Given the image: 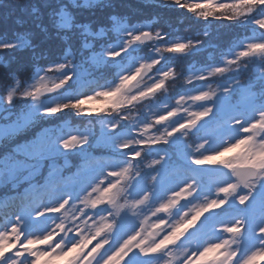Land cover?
<instances>
[{
	"label": "snow or ice",
	"instance_id": "6c2138e0",
	"mask_svg": "<svg viewBox=\"0 0 264 264\" xmlns=\"http://www.w3.org/2000/svg\"><path fill=\"white\" fill-rule=\"evenodd\" d=\"M97 2L98 0H43L42 7L50 9L46 21L39 15L37 7L33 6L31 9L33 21H39L36 27L40 32L45 34L54 32L68 46L66 50H70L72 43L79 40L80 52L83 54L91 50L94 43L106 37L109 32L117 34L120 38L119 46L108 47L101 57L102 60L117 61L120 64L114 86L106 90L94 89L86 95L55 104L44 110L45 115H55L71 109L78 115L96 113L115 116L121 122L132 121L134 118L132 109L138 103L150 100L157 90L164 88L165 79L173 75L171 68L163 67L156 69L152 76L149 75L154 65L159 64L163 58L159 54L188 53L190 49L202 43L191 40L184 42L180 39L167 43V34L163 29L153 33L151 27H133L127 23L126 17L119 16L108 17L110 26L100 27L98 31L93 32L91 25L79 22L78 16L85 10L96 7ZM174 3L181 8H187L189 12L204 20L214 17L237 22L247 20L254 10H264V0H231L220 3L216 0L194 3L174 0ZM217 13L220 15H216ZM252 24L264 29V15L253 19ZM31 36V32H24L17 34L15 41L0 42V52L31 47ZM148 42H155L149 44L158 54L155 58L130 63L121 62L130 47ZM258 56L264 58V32L259 33L258 39L243 43L230 57H226L220 66L204 74L192 75L189 82L209 81L205 88L210 89V77L238 71L239 67H246L250 60ZM70 67L71 60H67L59 65H50L44 72L60 73ZM159 73H162V77L154 79L153 77L158 76ZM261 75H264V70H261ZM145 78L151 82H145ZM12 79L14 80L15 76ZM46 79V75L39 74L42 85ZM71 80L72 73L69 72L50 85L35 86L34 89L23 93V98L40 97L42 92L57 93L65 89ZM233 87L244 89L245 95L242 97L233 94ZM219 94L222 96L220 100L201 104L198 111L185 108L188 112L186 122L183 117L171 120L169 118L178 116L180 106L186 99L212 102L217 97L218 90L198 88L196 94L180 95L175 101L177 107L168 110L166 114L153 112L146 115L147 118L137 125L130 138H125L116 144V149L120 153L119 158L94 176L82 196L76 200L79 201V206L71 197H66L56 206L41 208L34 212L33 220H39L45 215L56 217L45 234L26 236L22 226L16 223L11 224L10 231L8 228L0 230V264H40L42 259L44 264H54L55 261L65 258H68L66 264H140L141 261L163 258V250L169 245H176L180 249L173 264H253L257 256L264 255V201L255 207L245 206L252 200L259 183L264 181V108L255 109L251 101L255 99L264 104V80L246 83L245 80L238 79L228 88L219 90ZM12 99L13 93L6 91V103L11 104ZM90 101H99L104 107L85 109L83 105ZM242 102L245 106L244 110L252 111L254 117L247 122L230 115ZM214 112L227 115L230 126L236 128L241 135L210 154L189 157L190 163L197 168L204 165L222 166L236 178L235 182L223 183L216 189L215 196L209 198L205 194L203 202L197 203L195 201L199 189L195 182L189 180L172 186L168 181V172L161 167L167 157L161 154L153 161L158 165L155 168L158 170L151 172L148 177L151 185L145 183L142 179L143 172L138 166V158L142 157L145 149L148 152L160 145H167L176 136L186 137L202 122L209 121ZM20 119L12 112L0 113V140H6L11 145L10 147L0 145L4 148L0 151V184L7 186H14L13 182L22 174L42 171L49 159L56 154L55 142L41 134L20 144L11 143L24 127L23 123L18 122ZM157 125H165V127L161 130L155 128ZM154 128L155 132H153ZM107 129L110 132H117L120 123L107 125ZM86 143L87 137L71 136L60 141L59 146L67 150L73 146L83 147ZM207 143L208 141L200 142L198 150L204 149ZM241 147L243 151L231 159H216L224 152H235ZM134 161L137 163H133ZM92 163L94 162H86L84 169L87 170ZM101 177L107 180L106 187L100 186L103 184ZM123 177H127V183L121 190L133 196L132 203L127 206L135 209L144 205L151 211L152 216L157 217L155 222H151L147 219V212L140 209L145 217L141 220L140 227L142 231H148L150 241L142 235V231H135V223H130L120 215V210L126 205L117 202L118 194L113 193L117 183H113L111 178H116L119 182ZM241 186L244 193L235 195V200L247 213L248 219L235 218L223 222L220 218L221 210L228 203V198L233 197ZM145 192H149L151 197L143 195L142 199L138 198ZM95 193L99 195L93 198ZM169 193H172L171 197L165 200ZM182 199L187 202L180 204ZM98 205H110L111 211L107 207L98 209ZM106 212L108 216L105 215ZM158 213L165 215L157 216ZM206 213L208 215H205ZM133 215L137 213L134 212ZM117 216L121 217L119 224L116 223ZM97 217H99L98 221ZM16 219L18 220L19 217ZM147 224H150L151 230L145 227ZM161 233L164 234L157 242L155 238ZM246 233H250L251 240L255 241V247L250 254L241 259V247L250 242L246 238ZM224 234H227V237ZM22 235L24 240L21 239ZM93 241H95L94 246L89 248ZM177 241L180 243L177 244ZM16 242L23 244L24 247L17 249L12 256H6V251L16 247ZM37 244L44 247H31ZM151 254L157 255L153 257ZM209 254L211 259L205 260ZM167 255L172 257L173 254L168 252ZM28 257H31V260ZM165 264L168 262L165 261Z\"/></svg>",
	"mask_w": 264,
	"mask_h": 264
},
{
	"label": "trees",
	"instance_id": "16d2710c",
	"mask_svg": "<svg viewBox=\"0 0 264 264\" xmlns=\"http://www.w3.org/2000/svg\"><path fill=\"white\" fill-rule=\"evenodd\" d=\"M183 2L185 0H182ZM187 2L194 3L196 0H187ZM42 5L43 0H0V42L15 41L19 33H32L30 38L31 47L0 52V113H15L17 117L21 118L18 122L24 124L20 133L11 141L13 144H20L23 141L31 140L37 134H40L42 130H51L55 134V131L63 123L86 130L89 136L83 149L75 150L72 148L70 153L60 152L52 156L42 171L26 175L27 179H24L25 175L22 174L13 182L14 186L0 185V201L9 195L27 196L33 194L35 188L31 187V184H36L37 186L46 185L50 180L48 175L50 172L49 162H53L60 167V174L70 177L75 176L76 182H73L72 186H67L72 201L75 202L82 196L94 178L92 174L94 170L92 168L84 169L85 161L90 156L89 154L92 155L93 153L98 156L118 154L115 158H119L120 153L116 150V147L112 142L109 143L105 138V133L101 132L100 128L103 123L114 119L115 123H120L119 130L135 131L133 127L136 125V118L141 117L146 119V115H149L156 106L159 108L165 102L175 105V101L180 95L192 93L197 86L209 83V81L189 82L192 75H199L210 71L209 69L223 62L224 58L232 55L238 49L243 38L254 35L259 37V33L264 32V29H260L258 25L252 24L253 19L264 15V10H254L251 13L252 16L248 17L247 20L234 22L223 18L209 17L208 20L198 18L193 12H189L187 8L176 6L174 0H98L96 7L85 10L82 15L78 16L79 22L91 25L93 32L98 31L100 27H109L108 17L119 16L126 17L127 23L133 27L149 26L153 33L163 29L167 34V43H170V40L173 38H178L184 42L191 40L202 41V43L190 49L188 53L162 52L159 54L163 58L159 64L154 65L153 69L158 67L171 68L173 75L165 79L164 88L157 90L150 100L138 103L132 109L134 117L132 121L121 122L115 116H103V114L96 113L92 115H78L75 110L71 109L55 115H45L44 111H36L35 113L30 111L34 100L33 98H23L22 95L26 92L27 86L31 82H34L36 73L38 71L44 72L50 65L61 64L67 60H71V66H84L86 71L89 72V77L92 78L91 82L87 84L84 93L88 94L90 88L97 89L100 83H116L120 64L117 61L111 60H105V62L97 64L95 56L102 55L101 53L104 52L106 46L117 45L120 38L117 34L109 32L106 37L97 40L91 50L85 51L83 54L80 52L79 40H75L72 43L71 49L66 50L68 46L54 32L45 34L40 32L36 27V23H39V21H33L31 9L33 6L37 7L39 15L46 21L47 13L50 9L44 8ZM216 15L220 14L217 13ZM152 43L155 42L136 44L134 45V49L130 47L121 62L130 63L129 59L131 56L139 60H149L158 55L154 48L149 45ZM198 69H202L203 71L197 73L196 70ZM261 70H264V58L258 56L256 59L250 60L246 67H239L238 71H230L222 76L214 75L210 77L211 87L209 90H218L220 85L230 84L231 80L243 79L246 83L264 80ZM46 73L54 74L55 72ZM13 76H15L14 80L12 79ZM6 91L13 93L11 104L5 101ZM232 92L233 94H240V92H245V90L234 87ZM60 93L66 94V97L58 99L55 104L73 100L82 95L76 93L75 80L70 81L65 89L60 90ZM37 98L44 99L45 97ZM256 101L258 102L259 100ZM89 103L90 106L87 103L83 107L85 109L104 107V105L93 107V103ZM241 108L242 106L236 109L240 110ZM241 111L246 113L247 116L251 114V111L246 112L244 108ZM231 115H235V112L231 113ZM225 116H223L224 118L221 117V120L225 119ZM216 125L217 122L215 121V117H213V121H210L209 127L200 131L197 135L188 134L178 143L171 140L167 145L158 146L157 151H162V154L167 157V168H170L172 171L175 170L174 172L180 169L181 171L191 169L193 172L198 173L199 179L205 183L207 176L204 172H201L204 167L200 166L197 168V166L191 165L189 157L196 155L194 148L199 144L197 142L199 138H202L204 135H209L206 137L208 143L204 149H199L198 153L200 155L208 154L210 151L217 149L218 143H216V140L219 133L216 131ZM155 128L163 130V126L161 125H157ZM52 139L54 138L52 137ZM0 145L11 146L6 140H0ZM3 150L4 148L0 147V151ZM157 151L153 149L147 152V149H145L142 157L138 158V166L143 172L142 179L149 186L151 185V181L148 177L151 172L157 171L155 168L158 167V165L153 163V154ZM235 155H237L236 151L224 152L221 156H217L216 159L228 160ZM133 163L137 162L134 161ZM211 166L218 168L217 170H221L220 172H225L222 167ZM227 174L223 173V175ZM213 175L214 178H222L220 173H213ZM224 177L228 179V176ZM126 183L127 177L119 185L123 187ZM121 189L119 188L117 192V202L126 206L120 210V215L130 223H135L137 228L140 226L141 220L145 218L144 214L133 215L136 212V208L133 209L127 206L132 203V199L128 192ZM96 195H99V193L93 194V198ZM76 204L79 206V201H76ZM105 207L111 211L110 205H98V209ZM24 211V208L21 207V213ZM106 216H108V213H106ZM121 217H116L117 224L120 223ZM109 219H111V216H109Z\"/></svg>",
	"mask_w": 264,
	"mask_h": 264
},
{
	"label": "rangeland",
	"instance_id": "374dc122",
	"mask_svg": "<svg viewBox=\"0 0 264 264\" xmlns=\"http://www.w3.org/2000/svg\"><path fill=\"white\" fill-rule=\"evenodd\" d=\"M193 1V0H192ZM202 2V0H196V2ZM217 3L220 2H231V0H216ZM176 39L178 38H173L170 40V43H173L176 41ZM258 39L257 36H251L248 38H243V40L241 41L240 45L238 46V48L245 43L248 40H256ZM243 42V43H242ZM120 44V41L117 43V45H109L106 46L105 49H107L108 47H118ZM134 49V45L132 46ZM237 50V49H236ZM102 55H98L95 56V60L99 63H103L105 62V60H102L101 57L103 56L104 52L101 53ZM231 55H229L228 57H230ZM155 58L152 57L150 59ZM149 59V60H150ZM225 59V58H224ZM130 62L133 61H144V60H139L136 59L134 56H131V58L129 59ZM223 62H221L219 65L223 64ZM59 65V64H56ZM49 67V66H48ZM216 67V66H215ZM159 68V67H158ZM158 68H154L152 72H150V76H152L153 73H155L156 69ZM164 68V67H163ZM214 67H212L213 69ZM211 70V69H209ZM200 71H203L202 69H198L196 70L197 73H199ZM69 72L72 73V80H75V87H76V93H78V95L82 94V95H86V93H84V90L87 88V84L89 82H91V77H89V72L86 71V68L82 65H80V67H74L71 66L68 69L62 70L60 73H54V74H49V73H43V71H38L34 77V82H31L29 86H27L26 88V92L34 89L35 86H41L43 87L44 85H50L52 82L56 81V79H58L59 77H62L64 75H67ZM195 72V73H196ZM39 74L41 75H46L47 79L43 82V85L41 84L40 80H39ZM204 74V72H203ZM159 77H162V73H159L158 76H154V79H158ZM147 79V78H146ZM145 82L149 81L147 80ZM71 80V81H72ZM151 81H149L148 83H150ZM234 82V80H231L230 84H232ZM115 83H103L100 85H98L99 87L97 89H108L111 86H114ZM230 84H222L220 85V87L218 88V95L217 97L214 99V101L212 102H200V101H190V100H185L182 102V105L180 106L179 112H178V116L177 117H172L169 118L171 119H177L180 117H183L184 121H187L188 119V112L185 111V108L191 110V111H198L200 110V105L204 104V103H215L217 100H220L222 98V96L219 94V90L224 89V88H228ZM207 84H201L199 86H197L196 88H194V92H192V94H196L197 89L200 88V90H209V88H205ZM95 88H90L89 92H92ZM234 89V87H233ZM232 89V90H233ZM66 93H68L66 91ZM242 97L245 95V92H240V94ZM40 97H45L44 99H38L33 98V103H32V108L30 109V111L32 112H36V111H44L46 108L50 107L51 105H54L58 99H64L66 97V94H61L60 91L57 93H46V95H41ZM179 98V97H178ZM177 98V99H178ZM92 102V106H98L101 107L103 106L101 104V102L99 101H90ZM260 103L259 101L257 102L255 99L251 101V104L253 105V107L255 109L256 108V104ZM89 106L90 103L88 102ZM91 106V107H92ZM244 106V103L242 102L240 105H238L237 107H241ZM177 107L176 104L175 105H171V104H167L166 102L163 103V105L161 107H155L154 109H152V112H160V113H166V111L171 110L172 108ZM259 110V109H257ZM215 117L216 121H217V125H216V131H218L219 134H217V142L219 147L224 146L226 143H231L233 142L236 138H238L241 134L239 133V131L236 128H233L230 126V124L228 123V116H225V119L221 120V117H223L224 115H219L216 112L213 113ZM235 118H242L245 120V122H247L249 119H247L245 116H243V112H240L239 109H236L235 111ZM211 117V118H212ZM210 118V119H211ZM224 118V117H223ZM250 118H254L253 114H250ZM144 118H136V125H138L139 123H141L142 121H144ZM221 120V121H220ZM112 123H115V120L112 119L108 122H105L102 124L101 126V132L105 133V138L106 140L109 141V143H113V145L116 147V144L125 139V138H130V134L132 133L130 130L126 131V130H118L117 132H110L107 129V125H110ZM226 124V125H225ZM136 125L133 127L135 129ZM163 126V128L165 127V125H161ZM133 129V130H134ZM153 132H155V130L153 129ZM40 134L42 136H44L46 139L50 140V141H54L55 145H56V154L60 153V152H65V153H70V151L72 150V148H74L75 150H81L83 149V147H78V146H73L70 149H63L59 146L60 141L65 140L71 136H76V137H87L88 138V132L86 130H81L78 129L77 127H72V126H68L66 124H62L60 126V128L55 131V134L53 132H51V130H42L40 131ZM212 134V133H211ZM179 135V134H177ZM209 135H204L202 138H199V140L197 142H203L206 141V137H208ZM52 137L54 139H52ZM181 140H183V138H181L180 136H176L172 139L173 142H180ZM117 150V149H116ZM154 150H158L157 148ZM194 150L196 151V155L198 156L200 155L198 153V144L197 146L194 148ZM209 150V149H208ZM207 150V151H208ZM217 150V149H216ZM210 151V150H209ZM243 151V148L241 147V149L236 150L237 154L241 153ZM212 151H210L211 153ZM232 152V151H229ZM163 152L162 151H157L155 152L154 155V159L157 158L158 156H160ZM208 153V154H210ZM55 154V155H56ZM90 156L88 157V159L85 162H89L92 161L94 163H92V165L89 168H92L94 171L92 172L93 176L98 175L100 173V171L108 166H110V164L116 160V158H112L110 155L106 156H98L96 154H89ZM116 156V154H114ZM118 155V154H117ZM193 155V154H192ZM120 156V155H119ZM49 169L50 172L48 173L50 180L48 181V183L46 185H40L37 186L36 184H31L30 186L35 188L34 189V193L33 194H29L27 196L23 195V196H15V195H11L8 196V198H5L3 200L0 201V230H4L6 228H8V230L10 231L11 228V224L16 223L18 225L22 226V231L26 236H33V235H43L47 232V230L49 229V227L51 226L52 222L56 219L55 216H42L39 220H33L32 219V215L34 214V212L38 209L41 208H47V207H53L58 205L63 199H65L66 197H71L70 192L67 188V186H72L73 182H76L75 176H65L64 174H60V167L57 166L56 164H54L53 162H49ZM167 163L166 160L164 161V164L161 166L164 170H166L168 172V181L172 186H175L178 183L181 182H185V181H194L197 188L199 189V194L196 198L197 203H202L203 202V196L206 194L207 197L211 198L213 196H215V191L216 189H218V187L222 186L223 183L225 182H232L231 180L225 179L223 173H227L228 170H226L225 172H220L221 170H217L215 171V168L212 167L211 165H204L202 167H204L203 170H201V172H204V174L207 176V184L203 183L200 179H199V175L196 172H193L191 169L189 170H183L181 171V169L177 172L172 171L170 168H167ZM127 166V165H125ZM210 166V167H208ZM216 166V165H215ZM222 167V166H219ZM223 168V167H222ZM218 169V168H216ZM224 169V168H223ZM120 170V169H117ZM158 170V169H157ZM212 173H220V176L223 178L218 179V178H210V175ZM219 177V176H218ZM24 179H27V176L25 175L23 177ZM126 179V177H123L120 179L119 182H117L116 178H111L113 183H117V188L113 190V193L118 194L117 192L119 191V188H122L119 183L123 180ZM101 179L103 180V177H101ZM107 180H103V184L100 185L101 187H106L107 186ZM204 184V185H203ZM3 185V184H0ZM178 190V189H177ZM125 193V192H124ZM244 193V189L243 187L238 188L237 193L233 195V197L228 198V203L225 205V208L221 210L222 216L220 217L221 220L223 222H229L235 218H245L247 213L244 211V209L241 208L240 205H238L236 203L235 200V195H239ZM111 194V193H110ZM143 195H149V197H151V194L149 192H145L142 195H139L138 198L142 199ZM172 193L168 194V197H165V200H167L169 197H171ZM264 195V181H261L259 183V186L255 189L254 194H253V199L254 200L256 198V200L260 199V196ZM130 198L133 200V196L130 195ZM188 199H191V197H188ZM264 199V198H263ZM255 201V200H254ZM164 202V201H161ZM186 200H181L180 204H184L186 203ZM147 203V202H146ZM258 202L256 201L255 204L252 205V207H255L256 204ZM158 206V205H157ZM21 207L24 208L25 212L23 215L20 214L21 211ZM177 207H179V205H177ZM245 207H249V206H245ZM140 209H144V212H147V219L151 222H155L157 217H154L151 215V211L148 210V208H146L144 205H140L136 208V212L137 214H143ZM187 210V209H186ZM63 211V210H62ZM107 213V212H106ZM105 213V215H106ZM241 214V215H240ZM59 215V214H57ZM161 215H165L163 213L161 214H157V216H161ZM205 215H208V213H206ZM242 216V217H241ZM16 217H19V219L17 220ZM97 221L99 220V218H96ZM248 217L245 219L247 220ZM146 228L150 229V224L149 226H146ZM135 231H142V229L140 227L135 228ZM134 234V233H133ZM164 233H161L159 236H157L155 239L158 242L160 238H162ZM142 235L149 239V241L151 240V238L148 236V231H142ZM225 237H227V234H224ZM246 238L250 241L249 243H247L246 245H243L240 249V258L242 259L244 256H246L247 254H250V252L252 250H254L255 247V241L251 240L250 237V233H246ZM22 240H24V237L22 235L21 237ZM139 239V237H138ZM183 239V238H182ZM26 243V241H25ZM180 241H177V244H179ZM95 241H93L92 245H89V248H91L92 246H94ZM24 247L23 244L16 242V247L11 248L10 251H6V252H10V254L7 255V253H5L6 256H12L15 251H17V249H22ZM33 248H43V245H33L31 246ZM153 257H155V254H151ZM29 260H31V257H28ZM68 258H65L63 260L60 261H55L54 264H57L59 262H66ZM205 259H211V254H209L208 257H205ZM43 260V259H42ZM40 261V264H44L43 261ZM166 258L163 257L161 259H155L152 262V264H163L165 263ZM262 261H264V255L262 256H257L253 262V264H259ZM151 264V263H150Z\"/></svg>",
	"mask_w": 264,
	"mask_h": 264
},
{
	"label": "water",
	"instance_id": "95a60500",
	"mask_svg": "<svg viewBox=\"0 0 264 264\" xmlns=\"http://www.w3.org/2000/svg\"><path fill=\"white\" fill-rule=\"evenodd\" d=\"M46 93H48V92H42V94L41 95H46ZM202 122V121H201ZM204 125H203V122L201 123V125L196 129V130H194L192 133H196V132H198L199 131V129L201 128V127H203Z\"/></svg>",
	"mask_w": 264,
	"mask_h": 264
}]
</instances>
